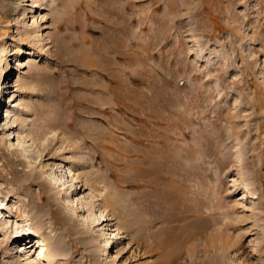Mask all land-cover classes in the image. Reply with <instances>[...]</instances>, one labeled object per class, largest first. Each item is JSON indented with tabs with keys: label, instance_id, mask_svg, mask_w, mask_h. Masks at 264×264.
<instances>
[{
	"label": "rangeland",
	"instance_id": "obj_1",
	"mask_svg": "<svg viewBox=\"0 0 264 264\" xmlns=\"http://www.w3.org/2000/svg\"><path fill=\"white\" fill-rule=\"evenodd\" d=\"M213 239L264 264V0H0V264Z\"/></svg>",
	"mask_w": 264,
	"mask_h": 264
},
{
	"label": "bare ground",
	"instance_id": "obj_2",
	"mask_svg": "<svg viewBox=\"0 0 264 264\" xmlns=\"http://www.w3.org/2000/svg\"><path fill=\"white\" fill-rule=\"evenodd\" d=\"M129 7V6H128ZM127 10L128 8L125 7ZM124 11V10H123ZM122 14V13H121ZM125 14V13H124ZM111 21V20H110ZM105 41V40H104ZM107 42V41H106ZM109 53V52H108ZM103 55V54H102ZM104 79V78H102ZM134 79V78H133ZM122 84V83H121ZM110 88V87H109ZM108 88V89H109ZM104 93V92H103ZM117 95V94H116ZM121 98V97H120ZM145 114V113H144ZM156 138V137H155ZM158 138V137H157ZM153 139V138H152ZM66 195L69 194V196L74 195V191L69 193V189L66 190ZM105 223V221L97 220L93 222L94 226H101ZM154 233V232H153ZM202 235V234H201ZM146 237V236H145ZM23 236H18L17 239H21ZM212 243H215L213 247H211V241L207 240L206 243H201L202 247L199 245V249L196 248L194 251V254L189 257V263L188 264H224V260L221 254H225V252H219L220 249H223V251L228 250L230 247H236L238 242H219L218 240L213 239ZM241 247V246H240ZM214 248V250H213ZM238 248V247H237ZM202 253V256H201ZM48 257L51 259L53 253H48ZM179 254H177L178 256ZM183 255V254H182ZM182 259V256H178L176 260L173 261L175 264H179V261ZM188 260V259H187Z\"/></svg>",
	"mask_w": 264,
	"mask_h": 264
}]
</instances>
